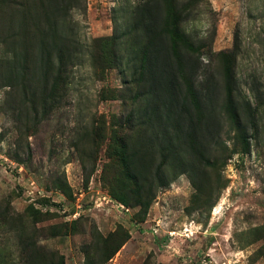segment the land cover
<instances>
[{
	"label": "rangeland",
	"instance_id": "obj_1",
	"mask_svg": "<svg viewBox=\"0 0 264 264\" xmlns=\"http://www.w3.org/2000/svg\"><path fill=\"white\" fill-rule=\"evenodd\" d=\"M167 1L184 75L165 0H0V264H264V0Z\"/></svg>",
	"mask_w": 264,
	"mask_h": 264
},
{
	"label": "trees",
	"instance_id": "obj_2",
	"mask_svg": "<svg viewBox=\"0 0 264 264\" xmlns=\"http://www.w3.org/2000/svg\"><path fill=\"white\" fill-rule=\"evenodd\" d=\"M166 6V14H165V21L164 25L161 29V33L167 38L168 45H169V53L170 57L177 63L179 66L180 73L183 74V69L181 65V56L180 51H193V45L187 39L185 34L179 29L178 21L179 17L176 14L172 3L165 0ZM228 69L226 70V77L228 76ZM186 88V97L189 99L191 104L195 109V113L198 117H203V113H201V109L199 106V102L195 96L194 90L191 88L189 84H185ZM222 114L224 116L227 125L234 133V140L242 147L247 148L248 143L246 139V129L244 125V121L242 115L236 108V104L233 98L232 90L227 87L225 100L222 105ZM219 154L221 156V167L224 166L225 162V154L228 151V148L224 143H219ZM242 153H246V151H240ZM229 155L226 156V159H230L233 152H229ZM114 155L117 157L118 163L120 164L121 173L123 178L126 181H131L132 183L136 184L138 181V175L134 169V154L129 151V148L126 143L120 142L116 140V144L114 146ZM202 156V155H201ZM203 163L211 168L218 167V161L210 162L208 159L202 157ZM220 189L223 186L218 187ZM142 189V188H141ZM134 196L136 198L137 206L142 207L146 211L148 208V203H143L141 200V192L134 191ZM114 199H116L121 205L128 206V203L125 199L118 197L115 193L112 192L111 195ZM118 250V249H117Z\"/></svg>",
	"mask_w": 264,
	"mask_h": 264
}]
</instances>
